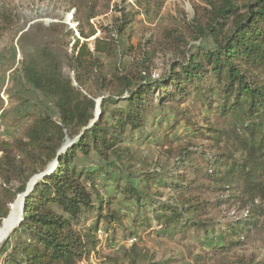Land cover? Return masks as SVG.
<instances>
[{
	"label": "trees",
	"instance_id": "trees-1",
	"mask_svg": "<svg viewBox=\"0 0 264 264\" xmlns=\"http://www.w3.org/2000/svg\"><path fill=\"white\" fill-rule=\"evenodd\" d=\"M71 1L76 17L83 15L77 20L80 38L59 23H37L21 37L34 50L22 62L20 82L40 94L45 110L28 116L20 136L0 137V227L28 192L23 221L5 242L10 250L4 264H80L101 246L100 229H112L114 236L115 225L123 227L128 216L120 208L126 207L136 217L127 239L139 232L220 231L222 237L209 246L222 253L263 230L264 0L243 9L239 0H208L207 17L198 19V43L158 77L154 52L144 54L134 73L119 68L117 57L131 51L121 50L119 42L130 25L127 14L111 29L100 27L103 35L92 48L87 40L96 32L87 35L81 25L97 17L99 0ZM103 59L115 65L110 74ZM64 64L74 79L64 75ZM92 83L105 93L99 115ZM177 141L187 143L179 167L141 172L133 176L137 184L115 177L120 168L112 159L123 161V146L144 142L169 149ZM78 154L90 165H81ZM160 189L173 191L176 202L163 201ZM204 193L219 198H195ZM231 201L242 202L247 214L223 223L202 220ZM89 219L93 224L87 226Z\"/></svg>",
	"mask_w": 264,
	"mask_h": 264
},
{
	"label": "rangeland",
	"instance_id": "rangeland-1",
	"mask_svg": "<svg viewBox=\"0 0 264 264\" xmlns=\"http://www.w3.org/2000/svg\"><path fill=\"white\" fill-rule=\"evenodd\" d=\"M253 1L239 0V6L243 9ZM207 2L208 0H99L97 17L91 21V25L82 20L81 26L87 35H94L96 32L87 40L93 48V40L103 35L100 27L111 29L127 14L130 17V25L125 36L119 37V42L121 50L131 51L117 57L119 68L123 74L134 73L144 54L151 55L154 52L152 72L154 77H158L165 72L172 60L179 58L187 50L189 44L198 43L196 28L198 19L207 17ZM79 18H83V15H79ZM79 18L76 17V8L71 0H0V120L7 129L6 137L0 134L1 139L20 136L30 123L28 116L34 111L45 110L43 105H40V94L20 82L22 62L34 50L32 45L28 41H22L21 37L37 23L45 26L59 23L69 26L75 36L80 38L77 21ZM203 44L211 43L204 41ZM103 60L110 74L115 65L110 60ZM63 73L74 79V73L66 64L63 66ZM90 93L99 103L105 94L96 83H92ZM52 114L57 118L54 110ZM186 145L185 141H177L169 149H159L144 142L125 145L123 149L128 150L122 151L123 161L112 159L120 168V172L114 175L117 178L122 174L124 183L137 184L133 176L141 172L171 171L180 166L181 151ZM92 160H96L93 155ZM78 161L81 165H90V161L81 154H78ZM100 180L104 182L105 177L102 176ZM158 192L163 201L176 202L177 196L173 191L160 189ZM103 194L105 196L106 193ZM195 198L199 201H213L219 197L204 193L195 194ZM115 207L118 208V205ZM120 209L128 219L124 220L123 227L118 228L115 225L118 232L114 236L111 229L108 233L104 231L107 237H97L102 243L95 254L91 253L96 256L94 264H131L130 259L136 260L137 264H145L148 261L202 264L205 260H202L203 257H208L206 264H264V229L254 230L249 236H245L242 246L217 253L209 244L211 241H219L222 237L220 231L210 235L194 231H188L185 235L139 232L136 239H127L126 236L131 232V220L136 217L129 207ZM247 210L242 202L231 201L222 208L211 210L202 220L223 223L233 216H245ZM89 220L87 226L93 224V219ZM8 239L0 244V264H4L10 250L9 246L4 248ZM130 252L131 257L128 259L126 254Z\"/></svg>",
	"mask_w": 264,
	"mask_h": 264
},
{
	"label": "bare ground",
	"instance_id": "bare-ground-1",
	"mask_svg": "<svg viewBox=\"0 0 264 264\" xmlns=\"http://www.w3.org/2000/svg\"><path fill=\"white\" fill-rule=\"evenodd\" d=\"M39 180L38 176L32 179V181L29 184V188L31 189L34 187L36 182ZM23 206V196L20 195L18 197V201L15 205H11L12 208V215L9 219H5L3 221L4 223L0 227V244L6 239V237L10 234V232L13 230L15 225H17L18 220L20 219V213Z\"/></svg>",
	"mask_w": 264,
	"mask_h": 264
},
{
	"label": "water",
	"instance_id": "water-1",
	"mask_svg": "<svg viewBox=\"0 0 264 264\" xmlns=\"http://www.w3.org/2000/svg\"><path fill=\"white\" fill-rule=\"evenodd\" d=\"M100 103H101V102H100ZM100 103L97 102V106H98V115H99V107H100ZM69 145H70V142L67 141V143H66V145H65V148H67ZM56 165H57V162L52 163V164L49 166L47 173H51V172L55 169ZM43 175H45V174H42V175L38 176V178L43 177ZM31 189H32V188H31ZM28 191H30V188H29V187H28ZM22 196H23V206H22L21 213H20V219L18 220L17 225H15V227H14L13 230L10 232V234H12V233L14 232V230H15L16 228H18V227L20 226L21 222L23 221L24 202H25V199H26L27 196H28V192L22 194ZM17 201H18V199L14 202L13 205H15ZM11 215H12V208H11L10 214H9V216L6 218V220L9 219ZM4 221H5V220H4ZM3 223H4V222H3ZM10 234L6 237V239H8V237L10 236Z\"/></svg>",
	"mask_w": 264,
	"mask_h": 264
},
{
	"label": "built area",
	"instance_id": "built-area-1",
	"mask_svg": "<svg viewBox=\"0 0 264 264\" xmlns=\"http://www.w3.org/2000/svg\"><path fill=\"white\" fill-rule=\"evenodd\" d=\"M0 134L4 137H6L7 134V129L6 126L2 124L1 120H0ZM97 237L98 238H103V237H107V235L105 234L104 230L100 229L97 233ZM95 254V252H94ZM91 255L88 259H83L80 264H94L96 261V256Z\"/></svg>",
	"mask_w": 264,
	"mask_h": 264
}]
</instances>
